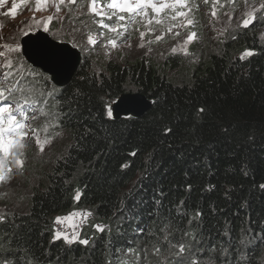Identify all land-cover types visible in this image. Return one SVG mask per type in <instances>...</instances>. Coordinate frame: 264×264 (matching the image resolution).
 Listing matches in <instances>:
<instances>
[{
  "label": "trees",
  "instance_id": "trees-1",
  "mask_svg": "<svg viewBox=\"0 0 264 264\" xmlns=\"http://www.w3.org/2000/svg\"><path fill=\"white\" fill-rule=\"evenodd\" d=\"M263 28L260 12L192 63L120 53L96 71L83 60L51 101L64 135L31 160L30 180L0 191V258L191 264L214 256L228 264L243 256L239 264H264ZM125 93H140L150 109L109 119ZM72 211L91 213L104 231L88 245L53 240L55 218ZM170 243L185 252L175 255Z\"/></svg>",
  "mask_w": 264,
  "mask_h": 264
},
{
  "label": "rangeland",
  "instance_id": "rangeland-1",
  "mask_svg": "<svg viewBox=\"0 0 264 264\" xmlns=\"http://www.w3.org/2000/svg\"><path fill=\"white\" fill-rule=\"evenodd\" d=\"M81 1L84 2L78 7V0L75 4H70L68 0H65L60 5L59 11L56 10V4L51 0L46 10L43 11H35V0H26L25 3H21V0H4L3 3H0V51L5 52V56L0 57V65L5 64L8 59H11L12 62H19L25 69L34 70L33 77L30 79L32 87H34L35 81L42 87L53 86L49 77L33 68L22 55V38L34 35L37 31L45 33L54 42L70 43L80 51L82 60L90 63L96 71H100V66H103L104 62L114 59L120 53L143 52L146 57L153 55L160 60L172 54L192 63L202 57L205 50L216 51L231 33L238 28H244L242 24L245 20L251 22L257 18L260 12H264V0H207V2L205 0H188L186 7L178 6L176 9L186 12V16L172 20L171 16L175 15V12L170 9L165 10V13L158 17L162 23L156 24L151 9L147 10V17H140L134 14L119 13L108 8L110 0H96L94 5L96 12L92 13L89 11V0ZM14 2L16 4L15 18L10 15ZM189 8L191 11H188ZM213 11L216 13L215 16L212 14ZM119 15H124L126 19L118 20ZM109 16L112 19H108ZM49 17H51L50 20ZM148 19H153L151 25L147 24ZM188 19L193 20L194 23L185 26ZM109 26L118 30L110 31ZM45 27L48 28V31L44 30ZM170 28L171 31H169ZM141 32L145 34L143 38H141ZM192 33L196 34V38L186 42L187 37ZM260 34L264 38V28ZM89 35L96 41L95 43L89 42ZM158 36L161 39L157 40ZM109 40H115L117 46L112 47L108 43ZM16 45L19 46L18 51H8V47ZM173 48L176 49L175 52L172 51ZM4 69L5 67H0V77H3ZM16 83L17 80L11 82L8 78L6 82L0 83V87L11 88L10 93L5 92V94H9L8 100H12L10 94L13 92L14 97L21 104L22 101L15 94L16 86H11ZM36 116L35 111H32L28 116V120L31 121L24 129L28 133L24 141L26 147L16 152L15 155H8L7 158L0 153V175L7 173L9 177L0 182V191L6 190L10 185L12 188L15 182L28 180L31 160H39L40 157L49 155L54 148L52 145L55 139L64 135L59 132L60 129L58 132L54 129L53 136L50 137L52 142L44 145L43 151H41L37 139L43 141L46 137L42 133L39 134L40 124L43 129H49L51 124L46 123L43 119L34 120L32 118ZM18 159L23 161L22 168L16 163ZM8 169H11V172H8ZM86 213L89 212L72 211L57 216L61 218V222L55 223L54 221L51 229L52 238L56 232H60L62 234L60 239L63 241L64 235L71 237L73 233H78L79 239H89L93 234L101 232L93 227V225L100 224L94 222L92 215H83ZM72 214H75L74 218ZM242 261H244L243 256L238 262L228 264H239Z\"/></svg>",
  "mask_w": 264,
  "mask_h": 264
},
{
  "label": "snow or ice",
  "instance_id": "snow-or-ice-1",
  "mask_svg": "<svg viewBox=\"0 0 264 264\" xmlns=\"http://www.w3.org/2000/svg\"><path fill=\"white\" fill-rule=\"evenodd\" d=\"M4 0H0V3H3ZM26 0H21V3H25ZM50 2V0H35V11H43L46 10V7L48 5V3ZM51 2L56 4V10L59 11L60 10V5L63 4L65 2V0H51ZM205 2H207V0H205ZM68 3L70 4H75L76 0H68ZM96 3V0H89V11L92 13L96 12V8L94 7ZM188 0H110V2L108 3L107 7L113 10L118 11L119 13H128L130 15L134 14L135 16H140V17H147L148 16V11L149 9H151V12L154 14V19H155V23L156 24H161L162 20L159 19L158 17H160V15L162 13H165V10H172L175 12V15L171 16L172 20L177 19V17H183L186 16L187 13L184 11H177V7L179 6L180 8H184L187 6ZM103 7V5H102ZM16 4L15 2L13 3V10L10 13V15L15 18L16 12ZM188 11H191V9L189 8ZM213 16H215V11H213ZM102 15V13H101ZM108 19H112L111 16L107 17ZM51 19V17H49V20ZM118 20L120 21H124L126 19V17L124 15H119L117 17ZM153 23V19H148L147 20V24L151 25ZM194 23L193 20L188 19L187 20V24L185 26L188 25H192ZM250 23L249 20H245L242 24L243 27H247L248 24ZM103 26V25H101ZM45 31H48V28L45 27L44 28ZM109 30L110 31H117L118 29L113 28L111 26H109ZM169 31H171V28L169 29ZM27 34V33H25ZM141 38L144 37V33L141 32L140 33ZM176 35H179V33H176ZM196 38V34L192 33L187 37V41H192L193 39ZM161 39V37H157V40ZM88 40L90 43H95L96 41L92 38L91 35H89ZM108 43L112 46V47H116V41L115 40H109ZM141 47H143V45H140ZM19 46H12V47H8V51L10 52H15L18 51ZM173 52L176 51L175 48L172 49ZM185 54L187 55V51L185 50ZM254 53L252 51H246V53L244 55L246 56H251ZM5 56V52L0 51V57H4ZM243 59V57H241ZM0 67H7V68H11L12 67V61L11 59L6 60L5 64L0 65ZM8 73H5L3 75V77H0V83L6 82L8 79ZM11 92V88H4V87H0V98H3L4 103L0 104V153H2L4 155L5 158H7L8 155H15L16 152L24 149L26 147L25 144V138L28 136V133L26 131H24V129L26 127H28V125L25 123V121L28 120V116L24 111V107L25 105H17L15 108L12 107V105L8 102V97L5 96V92ZM25 104H27V101L25 102ZM15 113H19V115L22 117V119H18L17 114ZM109 115H111V113L109 112ZM33 119H35L36 117H32ZM35 131V130H33ZM167 131H170V129H167ZM57 135H59V133H57ZM52 142V139L50 137H46L43 141L37 139V144L40 146V150L43 151V147L46 144H50ZM17 165L19 167H23V161L22 160H17L16 161ZM8 172H11V169H8ZM8 174L5 173L3 175H0V182H3L5 180H7ZM261 188H264V185H261ZM80 192L77 191L74 199L75 200H79L80 197ZM84 216H90L91 213H86L83 214ZM197 215H201V213H197ZM75 214H72V217L74 218ZM3 216H0V222L3 221ZM67 219V218H65ZM61 222V218L57 217L55 220V223H60ZM93 227H95L98 231H104V227L101 225H93ZM168 226L166 225L164 229H161V231H165L166 228ZM142 231V230H141ZM61 233L60 232H56L53 240L56 239H60L61 238ZM185 235H188L187 233H185ZM63 239L65 241V243L71 244L74 242H79L80 244L83 245H88L89 240L88 239H79V235L78 233H73V235L71 237L64 235ZM164 240L167 241L168 240V236L167 234L164 236ZM170 247L172 248H177L179 249V252L176 253L175 255H182L185 250H186V245L184 243H180L179 245L176 244H171L170 243ZM190 250V246H187ZM134 250L133 249H128L129 253H132ZM161 251V249L159 247H157L155 249L156 253H159ZM214 251V250H213ZM225 253L227 252V249L224 250ZM0 264H12V261L8 258H0ZM29 264H31V262H29ZM123 264H128L127 261H124ZM191 264H215V258L214 256H209L206 260L203 261H198L196 259H193L191 261Z\"/></svg>",
  "mask_w": 264,
  "mask_h": 264
},
{
  "label": "water",
  "instance_id": "water-1",
  "mask_svg": "<svg viewBox=\"0 0 264 264\" xmlns=\"http://www.w3.org/2000/svg\"><path fill=\"white\" fill-rule=\"evenodd\" d=\"M22 55L34 67L51 77L59 86H67L80 66L81 53L67 42L58 43L48 35L37 31L21 40ZM151 107V101L140 93H125L111 104L114 118L143 116Z\"/></svg>",
  "mask_w": 264,
  "mask_h": 264
},
{
  "label": "clouds",
  "instance_id": "clouds-1",
  "mask_svg": "<svg viewBox=\"0 0 264 264\" xmlns=\"http://www.w3.org/2000/svg\"><path fill=\"white\" fill-rule=\"evenodd\" d=\"M253 21H251L250 24ZM250 24H248V26H250ZM81 60H82V56H81ZM81 64H82V62H81ZM31 66L33 68H36L33 65H31ZM36 69L40 70L39 68H36ZM33 71H32V69H30V70L25 69V67L19 62H12L11 68L5 67L4 74L5 73L9 74L8 75L9 80L11 82L17 80V83L14 85H11V86H16L15 94L17 95L18 99L22 101L20 104L17 101V99L14 97V93L12 92L10 94V96L12 97V100H8V102H10V104L12 105L13 108H15L17 105H25L24 111L27 114V116H29V114L32 111H35L37 113V116L34 120L43 119L46 123L51 124V127L49 129L41 128L42 126L40 124V129H39L40 130L39 134L42 133L44 135V137H51V136H53L54 129L57 132L59 130L57 128V126H55L56 121H55L54 117L56 115L54 114V111L52 109L51 101L54 100V95L56 93V90H59L60 87L55 85L51 81V77L48 74L42 72V70H40V71L49 77L48 79L53 86H50L49 88L48 87H42V86H39L35 81V85H34V87H32V84H30V79L33 77V74H34ZM34 80H35V78H34ZM61 88H63V87H61ZM8 95L9 94H5V96H8ZM26 101H27V104H25ZM2 103H4V100H3V98H0V104H2ZM110 107H111V105H110ZM110 107L108 109L107 116L109 117V119H118V118H114L112 116ZM109 112L111 113V115H109ZM15 114H17L18 119H22V117L19 115V113H15ZM121 118H124V117H121ZM125 118H127V117H125ZM30 121L31 120H27V121H25V123L28 125L30 123Z\"/></svg>",
  "mask_w": 264,
  "mask_h": 264
}]
</instances>
